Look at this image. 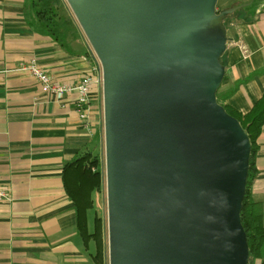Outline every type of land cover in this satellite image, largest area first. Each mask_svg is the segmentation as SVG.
Masks as SVG:
<instances>
[{
  "label": "water",
  "instance_id": "1",
  "mask_svg": "<svg viewBox=\"0 0 264 264\" xmlns=\"http://www.w3.org/2000/svg\"><path fill=\"white\" fill-rule=\"evenodd\" d=\"M102 68L108 264H250V137L219 102V0H66Z\"/></svg>",
  "mask_w": 264,
  "mask_h": 264
},
{
  "label": "crops",
  "instance_id": "2",
  "mask_svg": "<svg viewBox=\"0 0 264 264\" xmlns=\"http://www.w3.org/2000/svg\"><path fill=\"white\" fill-rule=\"evenodd\" d=\"M226 5L237 8L227 23L226 75L219 95L221 103L246 114L264 93V0ZM87 41L80 28L73 50L66 53L36 30L31 0H0V186L10 195V201L0 202V264H94L92 247L87 249L77 233L75 208L61 178L67 162L100 147L101 86L92 91L91 137L76 114L75 94L62 108L32 77L15 71L35 60L57 83L75 86L97 66ZM239 43L248 50L247 58ZM262 130L251 191L264 208ZM87 219L90 230L89 214Z\"/></svg>",
  "mask_w": 264,
  "mask_h": 264
},
{
  "label": "trees",
  "instance_id": "3",
  "mask_svg": "<svg viewBox=\"0 0 264 264\" xmlns=\"http://www.w3.org/2000/svg\"><path fill=\"white\" fill-rule=\"evenodd\" d=\"M31 9L36 30L51 38L66 53H70L73 44L79 39L80 28L65 0H31ZM233 15L225 20V25ZM218 99L221 103L219 93ZM221 104L242 124L251 140V167L241 218L250 247V264H264V208L262 202L253 198L251 191L258 176L255 156L258 151L257 141L264 127V93L246 114ZM61 179L64 190L75 208L77 233L87 249L92 247L93 263L107 264L105 220L96 213L93 230L90 231L87 219L89 212L96 209L95 195L104 187L105 171L101 150L92 147L67 162Z\"/></svg>",
  "mask_w": 264,
  "mask_h": 264
},
{
  "label": "built area",
  "instance_id": "4",
  "mask_svg": "<svg viewBox=\"0 0 264 264\" xmlns=\"http://www.w3.org/2000/svg\"><path fill=\"white\" fill-rule=\"evenodd\" d=\"M239 47L243 50L244 58H247L249 53L244 45L239 43ZM95 57V55H94ZM97 66L92 71L83 76L79 84L75 86L61 85L53 80V78L44 69L37 64L35 60L27 63H21L16 67L17 72L29 75L40 84L43 93L50 100L60 104L62 108L68 105V96L75 94L74 107L78 119L89 136L94 135L93 119H92V91L94 86L103 85L102 71L97 57ZM10 201L9 193L0 186V202Z\"/></svg>",
  "mask_w": 264,
  "mask_h": 264
},
{
  "label": "rangeland",
  "instance_id": "5",
  "mask_svg": "<svg viewBox=\"0 0 264 264\" xmlns=\"http://www.w3.org/2000/svg\"><path fill=\"white\" fill-rule=\"evenodd\" d=\"M66 1V0H65ZM230 0H219L218 3V13H223L224 11H227L228 9L230 10L231 8L236 9L237 7H231V8H227V2H229ZM67 3V2H66ZM69 7V6H68ZM72 12V11H71ZM73 14V13H72ZM75 18V17H74ZM227 28V25H226ZM92 49V48H91ZM93 55L95 54L94 51L92 50ZM96 57V55H95ZM98 60V59H97ZM100 65V62H99ZM101 68V65H100ZM102 71V68H101ZM102 74V73H101ZM100 103H99V108H100V113H102L103 115V91H102V87H100ZM103 123V122H102ZM101 144L99 147V150H101L102 153V157L104 159V171H105V154H104V123L102 124V134H101ZM106 183L104 181V187L101 190L100 193H98V198L96 201V209L92 210L89 212V217H90V231L93 230V220L95 218V214L97 213L98 215H100L101 218H103L105 220L106 223V236H107V245H108V230H107V193H106ZM107 264H108V260H107ZM259 264V263H256Z\"/></svg>",
  "mask_w": 264,
  "mask_h": 264
}]
</instances>
